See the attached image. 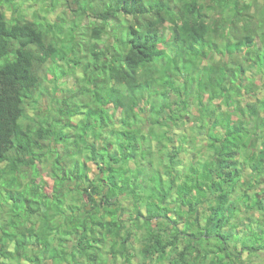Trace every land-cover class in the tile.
Listing matches in <instances>:
<instances>
[{
    "label": "trees",
    "instance_id": "16d2710c",
    "mask_svg": "<svg viewBox=\"0 0 264 264\" xmlns=\"http://www.w3.org/2000/svg\"><path fill=\"white\" fill-rule=\"evenodd\" d=\"M263 179L264 0H0V264H246Z\"/></svg>",
    "mask_w": 264,
    "mask_h": 264
},
{
    "label": "rangeland",
    "instance_id": "374dc122",
    "mask_svg": "<svg viewBox=\"0 0 264 264\" xmlns=\"http://www.w3.org/2000/svg\"><path fill=\"white\" fill-rule=\"evenodd\" d=\"M254 1V0H253ZM56 14L57 13H54L51 17L52 18H54L55 16H56ZM8 15H11V12L10 11H8ZM69 79H64V80H62L61 81V85L63 84V83H69V85L71 84V81L69 82L68 81ZM260 82H261V80L260 79H258ZM43 103H44V106H46L47 105V102H46V100H43ZM197 144H198V141H197ZM206 152V151H205ZM259 179V178H258ZM256 183L257 184H259V187H258V189L257 190H259L261 193H264V189L262 188L263 187V185L261 184V183H259L258 181H256ZM259 191H256L257 193V197H258V195H259ZM254 199H256V196H254ZM182 226V225H181ZM250 242L251 243H253V246H255L256 248L258 247V246H263L264 245V242L263 241H260V240H258V238L257 237H255L254 239H253V242L250 240ZM263 250V249H262Z\"/></svg>",
    "mask_w": 264,
    "mask_h": 264
},
{
    "label": "crops",
    "instance_id": "0c3cea01",
    "mask_svg": "<svg viewBox=\"0 0 264 264\" xmlns=\"http://www.w3.org/2000/svg\"><path fill=\"white\" fill-rule=\"evenodd\" d=\"M264 183V182H263ZM264 186V185H263ZM255 220V219H254ZM256 222L257 223H254L253 225H252V229H257V227H258V219L256 218ZM260 255V256H259ZM259 255L257 256L258 258H255V259H253V260H250L248 257H246L245 258V263L246 264H254V263H256V264H259V263H263L264 262V252H261V253H259ZM253 262V263H252Z\"/></svg>",
    "mask_w": 264,
    "mask_h": 264
},
{
    "label": "clouds",
    "instance_id": "9594fccd",
    "mask_svg": "<svg viewBox=\"0 0 264 264\" xmlns=\"http://www.w3.org/2000/svg\"><path fill=\"white\" fill-rule=\"evenodd\" d=\"M250 1H253V0H250ZM7 13H8V12H7ZM10 16H11V15H8V17H10ZM48 88H49L50 91H52L53 86H52V85H49ZM61 90H62V86H61V83H60V84H59V89H58V91L56 92V96H61V95H62ZM44 100H46V99L44 98ZM255 181H256V180H255ZM255 181H254V182H255ZM263 182H264V179H263V181L261 182L262 185H264ZM258 187H259V184L255 183L254 188H257V189H258ZM262 188L264 189V186H263Z\"/></svg>",
    "mask_w": 264,
    "mask_h": 264
}]
</instances>
